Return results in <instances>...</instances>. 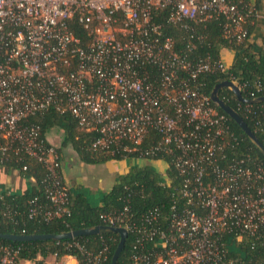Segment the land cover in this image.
<instances>
[{
  "label": "built area",
  "instance_id": "obj_1",
  "mask_svg": "<svg viewBox=\"0 0 264 264\" xmlns=\"http://www.w3.org/2000/svg\"><path fill=\"white\" fill-rule=\"evenodd\" d=\"M163 10L169 24L186 31L222 16L224 36L236 44L248 40L245 24L258 16L243 0H0V161L25 154L46 167L45 189L55 208L43 215L51 220L67 212L69 188L56 146L28 118L68 112L96 134L94 150L120 153L124 161L173 156L183 206L172 205L168 231L160 227L157 209L138 225L125 212L103 214V225L125 228L140 246L161 248L134 256L133 264H243L239 245L264 242V170L249 157L220 165L237 139L193 80L228 69L221 59L176 50L154 20ZM72 20L85 39L74 36ZM226 81L240 92L244 87L231 75ZM255 88L264 97V85ZM261 105L255 127L264 138ZM151 131L160 139L148 145ZM160 175L171 184L165 171ZM35 213L32 208L30 216ZM72 245L83 257L67 256L71 264H100L102 253ZM0 250V264L24 263L17 250Z\"/></svg>",
  "mask_w": 264,
  "mask_h": 264
},
{
  "label": "trees",
  "instance_id": "obj_2",
  "mask_svg": "<svg viewBox=\"0 0 264 264\" xmlns=\"http://www.w3.org/2000/svg\"><path fill=\"white\" fill-rule=\"evenodd\" d=\"M243 1L252 3L251 0ZM255 6H257L256 2ZM167 17L168 11L163 10L155 13L154 20L162 25L164 34L173 39L176 50L187 52L192 58L207 57L209 60L221 59L220 51L223 48L234 53L232 65L230 67L225 65L228 69L226 74L218 71L203 73L193 80L200 92L209 97L214 86L228 80L231 75L244 85L241 89L244 99L259 97L260 94L256 91L255 85L258 83L264 85V38L262 47H256L250 42L255 19H251L245 24L248 40L236 44L224 36L225 20L222 16L193 25L192 31H186L181 26L169 24ZM70 28L74 36L86 38L82 27L76 21L70 22ZM181 77H185V75ZM218 95L220 99L237 111L258 140L263 143L262 133L255 127V121L263 114L261 103L239 102L235 95L227 89L220 90ZM212 105L220 114L225 115L230 130L237 139L235 144H231L224 150L225 158L220 161V165L224 167L232 160L249 157L259 163L264 170V156L226 114L213 103ZM243 110L249 111L244 112ZM27 122L37 125L43 136L52 128L63 131L61 143L59 147L56 146L58 154L63 147L70 145L79 160L88 165L124 161L120 153L112 156L108 151L94 150L91 147V142L96 138V134L79 126L76 119L68 112L61 115L54 110H47L41 115L28 118ZM148 136V145L155 144L160 139V136L154 131H151ZM3 143L4 141L0 139V145ZM0 168H3L5 172L15 170L26 181L33 180V185L23 192L2 191L0 193V234L59 235L64 232L103 225L101 215L108 213L121 214L125 212L132 216V223L138 225L141 217L153 209L158 210L160 227L168 231V219L172 205L183 206V200L176 191L180 185V178L173 167V156L169 155L160 154L142 167L132 166L126 174L118 177L110 191L102 194L99 206H92L83 193L73 194L69 191L67 212L60 218L51 220H45L43 215L46 211L55 208L47 198L45 189L48 180L46 167L25 154H11L8 159L0 161ZM161 171H165L167 177L172 181L170 185L163 184L165 180L160 175ZM125 207L128 208L127 212ZM32 208L36 213L30 216ZM222 236L223 240L228 237L226 234ZM118 241V235L112 233L31 242H13L0 238V249L9 247L17 250L18 259L21 261H29L31 264H48L45 260L49 256H54L57 262L66 256L81 260L83 257L81 250L74 245L67 246L78 244L83 251L95 255L102 253L100 264H110ZM160 249L153 242L140 246L137 243V236L129 232L116 264H133L134 256L158 253L161 251ZM238 251L242 256L243 264H263L264 262V242L244 241L239 245ZM229 256L233 257L234 255L229 254Z\"/></svg>",
  "mask_w": 264,
  "mask_h": 264
},
{
  "label": "crops",
  "instance_id": "obj_3",
  "mask_svg": "<svg viewBox=\"0 0 264 264\" xmlns=\"http://www.w3.org/2000/svg\"><path fill=\"white\" fill-rule=\"evenodd\" d=\"M251 2L253 5L256 2L257 6L255 7L258 16L254 20L255 23L250 35V42L256 47H262L264 38V0H251ZM220 57L225 65L230 67L234 60V53L229 49L223 48L220 51ZM53 132H57L58 136ZM44 136L50 144L59 147L63 137V131L52 128ZM59 156L61 158L60 170L62 180L69 188L70 193H83L92 206H99L102 194L110 191L116 184L118 177L126 174L135 165H129L127 161H110L104 164L88 165L79 160L70 145L63 147L59 151ZM145 164L146 162H144ZM32 185V179L26 181L15 170L5 172L3 168H0V193L2 191L23 192ZM86 191L91 193V195L89 196ZM50 258L54 261L48 263V257L45 262L48 264H64L65 261V258H61L58 262L54 256ZM66 259L68 262L65 264H71V259ZM24 263L31 264L29 261H24Z\"/></svg>",
  "mask_w": 264,
  "mask_h": 264
},
{
  "label": "water",
  "instance_id": "obj_4",
  "mask_svg": "<svg viewBox=\"0 0 264 264\" xmlns=\"http://www.w3.org/2000/svg\"><path fill=\"white\" fill-rule=\"evenodd\" d=\"M222 89H227L231 91L236 99L242 103H261L264 102V97H259L255 100H247L244 99L241 95V92L230 81H223L219 84H216L212 89L209 98L210 101L218 107L224 114H226L245 134L247 139L253 144V146L259 151V153L264 156V144L261 143L255 134L250 130V128L246 125L241 116L235 111L232 107H230L224 100L219 98V91ZM104 233H112L117 234L119 237V241L116 249L112 255L110 264H116L117 259L120 255L121 250L124 247V243L127 238V231L125 228L111 227L107 225H98L91 228H84L76 231L64 232L59 235H12V234H0V238L11 240L13 242H31V241H46V240H64V239H73L80 236L87 235H100ZM264 264V262H263Z\"/></svg>",
  "mask_w": 264,
  "mask_h": 264
},
{
  "label": "rangeland",
  "instance_id": "obj_5",
  "mask_svg": "<svg viewBox=\"0 0 264 264\" xmlns=\"http://www.w3.org/2000/svg\"><path fill=\"white\" fill-rule=\"evenodd\" d=\"M53 133H55L57 136H58V134H57V132H53ZM128 163L127 164H129V165H131V164H135L136 166H138V167H142V166H144V162L142 161V160H137V161H130V160H128L127 161ZM87 193H88V191H86ZM88 195L90 196L91 195V193H88ZM230 245V247H231V250H235V249H233V247L231 246V244H229ZM51 256H49V259L47 260V262L48 263H50V262H52V261H54L52 258H50ZM65 258V261H64V264L66 263V262H68V260L66 259L67 258V256L66 257H64ZM23 264H25V263H23ZM68 264V263H67Z\"/></svg>",
  "mask_w": 264,
  "mask_h": 264
}]
</instances>
